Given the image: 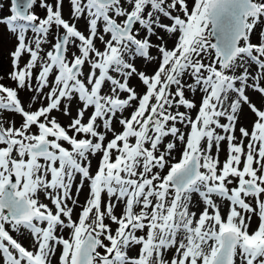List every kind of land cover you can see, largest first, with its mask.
<instances>
[{
  "label": "snow or ice",
  "instance_id": "snow-or-ice-1",
  "mask_svg": "<svg viewBox=\"0 0 264 264\" xmlns=\"http://www.w3.org/2000/svg\"><path fill=\"white\" fill-rule=\"evenodd\" d=\"M8 3L0 264H264V0Z\"/></svg>",
  "mask_w": 264,
  "mask_h": 264
},
{
  "label": "rangeland",
  "instance_id": "rangeland-1",
  "mask_svg": "<svg viewBox=\"0 0 264 264\" xmlns=\"http://www.w3.org/2000/svg\"><path fill=\"white\" fill-rule=\"evenodd\" d=\"M2 2H3V11L0 12V15L6 16L9 14L8 12L9 3H8V0H2ZM191 4H192V0H189V7H191ZM35 11L37 12L38 15H41V16L44 15L43 11L40 10L39 8H36ZM65 15H67V4L65 5ZM14 43H15L14 39L10 38L7 33L0 34V72L7 73L8 71H10L8 52L13 47ZM4 83L9 86H14V85H11L10 82L7 80H5ZM21 98L27 101L28 94L22 92ZM17 122H19L18 118H17ZM223 158L224 156L222 154L221 159ZM85 195L86 193L81 194V197H80L81 203H83ZM78 211L79 209H77V212Z\"/></svg>",
  "mask_w": 264,
  "mask_h": 264
}]
</instances>
